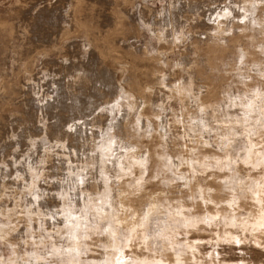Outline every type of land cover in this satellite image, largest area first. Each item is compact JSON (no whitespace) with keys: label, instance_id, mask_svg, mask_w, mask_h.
I'll return each instance as SVG.
<instances>
[{"label":"rangeland","instance_id":"obj_1","mask_svg":"<svg viewBox=\"0 0 264 264\" xmlns=\"http://www.w3.org/2000/svg\"><path fill=\"white\" fill-rule=\"evenodd\" d=\"M105 261L264 264V0H0V264Z\"/></svg>","mask_w":264,"mask_h":264},{"label":"bare ground","instance_id":"obj_2","mask_svg":"<svg viewBox=\"0 0 264 264\" xmlns=\"http://www.w3.org/2000/svg\"><path fill=\"white\" fill-rule=\"evenodd\" d=\"M261 1V0H260ZM150 212V211H149ZM78 220V219H77ZM79 221V220H78ZM84 222V221H83ZM79 223V222H78ZM78 223H76L77 225H78ZM81 223V222H80ZM79 223V224H80ZM75 224V223H74ZM83 224V223H82ZM260 224V223H259ZM74 228H76V227H74ZM74 232V231H73ZM75 233H76V231H75ZM75 235V234H74ZM77 236V235H76ZM78 238V237H77ZM74 242V248H76V249H78L79 248V246H80V242H78L77 240L76 241H73ZM106 262V261H105ZM105 262H103V263H105ZM99 264V263H98ZM106 264H107V262H106Z\"/></svg>","mask_w":264,"mask_h":264}]
</instances>
